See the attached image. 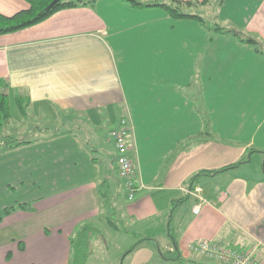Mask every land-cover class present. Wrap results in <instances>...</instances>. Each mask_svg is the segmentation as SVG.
Wrapping results in <instances>:
<instances>
[{
	"label": "crops",
	"instance_id": "0c3cea01",
	"mask_svg": "<svg viewBox=\"0 0 264 264\" xmlns=\"http://www.w3.org/2000/svg\"><path fill=\"white\" fill-rule=\"evenodd\" d=\"M217 7L218 21L264 47V0H220ZM203 26L173 19L163 8L98 0L0 35V80L21 111L19 124L31 112L60 127H45L36 140L9 136L29 144L0 150V216L16 204L34 209L0 223V264H71V242L85 226L107 224L121 235L104 207L122 184L116 157L109 158L110 134L123 118L132 126L128 153L138 186L126 214L136 240L123 264H212L190 249L195 242L256 250L264 264V175L245 172L259 165L264 138H230L215 125L209 132L206 123L217 105L220 122L233 110L242 130L258 127L264 92L256 65L264 66V49L213 38ZM249 152L244 166L192 180Z\"/></svg>",
	"mask_w": 264,
	"mask_h": 264
},
{
	"label": "rangeland",
	"instance_id": "374dc122",
	"mask_svg": "<svg viewBox=\"0 0 264 264\" xmlns=\"http://www.w3.org/2000/svg\"><path fill=\"white\" fill-rule=\"evenodd\" d=\"M161 3H167L169 5L176 6L173 4L170 0H159ZM220 0H211L210 4L207 9H202L201 7H184L182 8V11L187 14H196L204 18V26L209 28V34H214L213 38H227L230 37L233 40L238 39L234 33H226L225 30L230 29V27H227L228 25H225L224 23L217 20L218 16V7L217 3ZM29 4L25 0H0V11L7 13V14H13L16 11H20L23 7H28ZM219 23V24H218ZM203 26V27H204ZM204 27V28H205ZM205 28V29H206ZM220 28L221 31L217 32L216 29ZM219 34V35H218ZM256 74H257V89L262 90L264 92V66H260L259 64L256 65ZM9 106L11 104L12 109L9 112L11 113L12 120L10 121L11 124L5 125L2 130L0 131V136H14L13 139H28V140H36L41 137H44V134L47 132L46 128H51L50 131H56L60 130V127L53 125V123H46V121L39 120L33 118V113H28L29 117L26 120V122H23V125H20L19 119L22 120V114L21 111L18 108V105L16 101L13 99H9ZM227 105L225 104L223 107L225 108ZM217 109V105L213 106L211 105L210 111H208V115L206 116V123L208 131H212L213 125H215L216 129L219 130L220 133H225L226 136H229L230 138L238 137L245 141H250L252 139L258 141L262 138H264V119L258 118L256 121L258 127H255L254 130H242V127L240 123L236 121H240L234 117L233 110H229V115L226 117V119L222 122H220V118L215 116L213 113V108ZM221 112V109H218ZM228 110V109H227ZM225 112V111H224ZM227 113V111L225 112ZM238 113V112H237ZM228 114V113H227ZM234 114V115H233ZM206 115V114H205ZM236 120V121H235ZM57 124V123H55ZM36 126L41 127L43 130V134L39 135V132L35 129ZM66 130H73V128L67 127ZM29 131L25 133L24 131ZM77 132V130H75ZM247 134V136H246ZM21 136V137H20ZM110 151H111V157L109 158V162H114V158H117V152L115 149L114 143L110 144ZM253 155L251 152L248 153V155L240 161L242 164L245 165L249 162V156ZM240 165V166H241ZM235 166V165H233ZM254 171L246 169L247 175L251 178H254V172H257L258 178H261L264 175V156L262 157L259 165L254 168ZM113 175L115 174V170L113 168L112 170ZM251 171V172H250ZM253 172V173H252ZM119 177V175H118ZM114 178L116 179V174L114 175ZM223 180V179H222ZM221 180V181H222ZM219 181V184L222 183ZM115 182V181H114ZM204 184V183H203ZM203 188H205V186ZM224 183L221 184V187H223ZM118 187L117 193L111 196L109 200L106 201L104 212L107 215H110V219L113 222V224L120 229L119 232L121 235H118L114 230L110 229L107 224L98 223L96 225L99 229L98 232H95L91 235V238L87 240L88 243V249H86V246L83 245L82 253L86 254L85 264H123L125 253L129 251L130 247L133 245L134 241L136 240L130 226V220L127 219V206L129 204L127 190L123 186V183H118L116 185ZM201 190H197L199 192ZM112 192V193H113ZM17 201V199H15ZM12 204V202H9ZM14 205V204H13ZM4 211V210H3ZM3 214V212H2ZM126 232H128L126 234ZM78 240L76 237L73 239V241L78 243ZM129 247V248H126ZM121 249H124V252H120ZM75 251L76 248H74V256L72 254V257H75ZM71 264H74V262L71 261Z\"/></svg>",
	"mask_w": 264,
	"mask_h": 264
},
{
	"label": "trees",
	"instance_id": "16d2710c",
	"mask_svg": "<svg viewBox=\"0 0 264 264\" xmlns=\"http://www.w3.org/2000/svg\"><path fill=\"white\" fill-rule=\"evenodd\" d=\"M25 1L29 4L27 9L19 11L11 16L3 15L0 13V35L18 32L33 27L35 25H38L44 22L45 20H47L50 16H52L56 12L64 9L93 6L98 0H63L58 4H56L50 10L47 9L55 0H25ZM120 1L128 4L130 7L134 9L144 10L150 8H163L166 10L168 15L173 19H194L200 22L202 25H204V20L200 16L184 13L182 11V8L184 7L190 8L198 5L206 6L210 2V0H203L202 3L185 2L182 0H170L173 4L176 5L173 6L167 3H161L159 0H120ZM216 31L220 32L221 29L217 28ZM225 32L234 33L235 36L240 40V42L252 45L256 48V51L258 53H263L262 50L264 49V47L262 42L258 38H252L244 33H240L237 32L236 30H231V29L225 30ZM8 89L9 86L7 81L0 80V131L5 125L9 124L10 122ZM18 102H20L21 104L20 99H18ZM27 144L29 143H18L9 136H0V150H2L3 152H7ZM241 164L242 163L239 162L235 164V166L230 165L224 167L220 171L205 170L194 176L192 180L195 181L199 177H212L214 175L223 174L234 168L239 167ZM102 197L105 198V196ZM20 211H25V212L34 211L33 204L31 203L16 204L15 206H11L4 209L3 214L0 216V223L3 221L5 217L13 215L14 213ZM109 222L113 224L111 220ZM94 231L98 232L99 230L90 226H85L75 236L77 239H79L78 243L77 242L75 243L72 240L71 242L72 251L74 252V248H76L75 257L71 258V261L74 262V264H85L86 254L84 256V254L82 253L83 250L82 247L83 245H85L86 249H88L87 240L91 238V235L94 233ZM238 249L243 250L241 248ZM72 254L74 256V253ZM211 263L215 264L213 262Z\"/></svg>",
	"mask_w": 264,
	"mask_h": 264
},
{
	"label": "built area",
	"instance_id": "2783aa9c",
	"mask_svg": "<svg viewBox=\"0 0 264 264\" xmlns=\"http://www.w3.org/2000/svg\"><path fill=\"white\" fill-rule=\"evenodd\" d=\"M132 130L130 120L123 118L117 129L110 134L111 140L117 152V171L123 186L128 192L129 200H132L138 190L136 183L137 174L135 165L129 157L127 138ZM188 195H193L191 190H186ZM199 205L193 208L195 215L200 214ZM190 249L201 254L215 264H263L256 250H239L236 247L224 246L217 242H195Z\"/></svg>",
	"mask_w": 264,
	"mask_h": 264
},
{
	"label": "water",
	"instance_id": "95a60500",
	"mask_svg": "<svg viewBox=\"0 0 264 264\" xmlns=\"http://www.w3.org/2000/svg\"><path fill=\"white\" fill-rule=\"evenodd\" d=\"M61 1H63V0H55V1H54V2L48 7L47 10L52 9L56 4H58V3L61 2Z\"/></svg>",
	"mask_w": 264,
	"mask_h": 264
}]
</instances>
